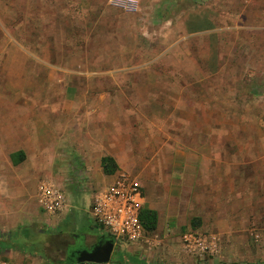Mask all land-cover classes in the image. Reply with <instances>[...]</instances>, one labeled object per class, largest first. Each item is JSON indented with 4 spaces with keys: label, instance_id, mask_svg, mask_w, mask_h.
I'll return each instance as SVG.
<instances>
[{
    "label": "rangeland",
    "instance_id": "rangeland-1",
    "mask_svg": "<svg viewBox=\"0 0 264 264\" xmlns=\"http://www.w3.org/2000/svg\"><path fill=\"white\" fill-rule=\"evenodd\" d=\"M235 1L240 5V0ZM223 2L226 0H0V119H17L0 121V174L3 179L26 178L27 192L20 195V207L28 219L25 226L0 231V236L9 242L7 249H28L30 256L21 264H65L67 247H82L84 238L92 240L97 231L88 210L84 212L89 190L77 194L73 189L76 209L68 227L61 215L48 216L29 202L33 186L37 190L42 180L64 187L71 169L63 159L62 163L48 162L52 157L34 153L14 165L9 156L12 147L7 134L21 130L26 118L38 117L36 112L42 106L56 112L68 86L142 87V102H154L156 108L150 112L157 114V133L151 135L149 125L146 130L142 127L147 150L225 148L232 154L227 180L213 179L209 189L220 197L224 192L228 197L241 195L245 182L235 152L253 148L264 155V29L202 30L203 18H216L211 10ZM221 18L234 25L237 17L223 13ZM246 22L252 21L248 18ZM47 144L44 149H51L53 155L54 142ZM144 158L148 166L170 160L166 154ZM152 170L146 172L151 181L155 167ZM249 185L253 187H245L243 196L253 192L264 198V183ZM195 225L180 231L181 243L187 232L218 236L199 231ZM10 234H20L23 239H10ZM255 238L250 234L246 240ZM161 239L158 233L146 230L143 241L116 250L128 262L122 264H137L133 259L146 258ZM9 254L4 246L0 248V262H13ZM213 256L217 255L203 258L210 262ZM118 257L112 254L109 263L121 264Z\"/></svg>",
    "mask_w": 264,
    "mask_h": 264
},
{
    "label": "crops",
    "instance_id": "crops-1",
    "mask_svg": "<svg viewBox=\"0 0 264 264\" xmlns=\"http://www.w3.org/2000/svg\"><path fill=\"white\" fill-rule=\"evenodd\" d=\"M237 2L239 1L226 0L220 7L211 10L217 14V17H204L201 29H206L205 32L208 33L214 30H226L231 26L235 29H264V0H240V5ZM223 13H234L237 17L236 23L226 24L224 22L226 18H221ZM248 18L251 19V24H247ZM30 61L28 56V63ZM64 94V100L58 104L56 112L50 113L42 106L41 112H36L38 117L26 118L21 130H12L6 136L8 144L12 147L9 156L14 165L24 162L29 155L37 153L40 156L47 154L49 159L52 157L53 160L48 162L57 160L56 163L58 161L62 163L60 160L63 159V163H67L70 167L71 173L63 185L70 199L68 211L61 215L64 226H69V217L72 210L76 209L73 189L77 194L81 193L78 191L82 189L89 190L84 212L87 213L88 210L90 213L94 192L110 186L119 174V170H125L140 177L137 180L143 187V210L156 213V227L151 231L162 237L156 243L161 244L155 251L149 252L146 258L142 257V260L134 258L135 263L264 264V239H262L264 198L253 192L250 197L243 196V193H246L245 187H253L249 185L250 183H264V155L262 158L253 148L236 151L237 160L240 159L236 164L240 173H243L242 180L245 182L243 192L240 193L241 195H231L232 197L226 196V192L222 197L216 196L210 191L208 184L214 182L213 179L226 182L227 167L232 164L229 162L231 151L221 147L214 150L206 148L167 150L152 147L153 149L148 151L144 141L142 142V127L146 130L149 125V133L151 135L157 133L154 127L157 114L154 112L155 115H152L150 112L156 108L153 106L154 102H142V87L88 84L68 86ZM71 95L74 99H67ZM38 109L40 110V107ZM5 120L17 121L14 117L0 119V121ZM208 138L209 135L206 139ZM47 142H54L55 146L52 145L54 156L51 149L48 150L50 153L44 149L46 145L48 146ZM153 154L158 157L166 154L170 160L169 162L158 160L155 165L153 163L148 166L144 157ZM104 157L113 159L118 167L117 172L105 173L102 164ZM212 157L215 159L213 160ZM45 167L48 168L47 165ZM154 167L155 172L151 181L146 172L150 168L154 170ZM33 173H36V170ZM142 173H145V176L143 175L145 186L142 184ZM26 182L23 175L3 179V175L0 174V231L8 232L22 225L25 226L28 222L22 214L24 208L20 207L23 199L20 195L25 196L27 192ZM32 192L33 194L28 197L29 202L41 209L36 200L35 186ZM14 199L18 200L15 202ZM57 219L59 221V218ZM193 224L199 231L214 232L220 237L219 252L217 256L209 259L210 262L205 261L206 257L199 258L187 253L178 238L181 230L187 228L190 230ZM95 226L98 228V225ZM97 228L96 234H104ZM250 234L256 237L251 242L246 240ZM20 236L22 237L20 234H10V239L21 238ZM7 243L9 242L0 236V248L4 246L5 250H8L9 258L14 260L11 263L21 264L27 259L26 256H30L28 249H7ZM114 244L112 254L116 253L117 257L119 256L121 264L128 263L116 249L118 246L129 247L133 244ZM20 251L24 252V255ZM143 252L147 253L146 250H142ZM37 263L41 264L33 261L29 264Z\"/></svg>",
    "mask_w": 264,
    "mask_h": 264
},
{
    "label": "built area",
    "instance_id": "built-area-1",
    "mask_svg": "<svg viewBox=\"0 0 264 264\" xmlns=\"http://www.w3.org/2000/svg\"><path fill=\"white\" fill-rule=\"evenodd\" d=\"M36 200L48 216H59L68 211L70 199L63 187L53 180L38 184ZM144 193L140 183L125 172L119 173L113 183L94 192L90 213L99 230L114 238L117 244H136L145 239L146 229L141 221ZM187 253L199 258L218 254V236L187 232L183 236ZM3 264H8L4 262ZM79 264H110L84 262Z\"/></svg>",
    "mask_w": 264,
    "mask_h": 264
},
{
    "label": "water",
    "instance_id": "water-1",
    "mask_svg": "<svg viewBox=\"0 0 264 264\" xmlns=\"http://www.w3.org/2000/svg\"><path fill=\"white\" fill-rule=\"evenodd\" d=\"M114 242L109 241L104 246H96L93 250H82L78 252L76 263L96 262L109 263L114 251Z\"/></svg>",
    "mask_w": 264,
    "mask_h": 264
},
{
    "label": "trees",
    "instance_id": "trees-1",
    "mask_svg": "<svg viewBox=\"0 0 264 264\" xmlns=\"http://www.w3.org/2000/svg\"><path fill=\"white\" fill-rule=\"evenodd\" d=\"M102 164H103L104 171L107 174H114L118 170L116 163L110 157H104L102 159ZM141 221L147 231L154 230L156 227V223H157V215L153 211L142 210ZM103 237L109 238L111 239L112 242H114V238L112 236L111 237L103 236ZM64 263L65 264H77L76 262H71V261H65Z\"/></svg>",
    "mask_w": 264,
    "mask_h": 264
},
{
    "label": "flooded vegetation",
    "instance_id": "flooded-vegetation-1",
    "mask_svg": "<svg viewBox=\"0 0 264 264\" xmlns=\"http://www.w3.org/2000/svg\"><path fill=\"white\" fill-rule=\"evenodd\" d=\"M76 234H74V237ZM103 236H109L106 234H95V238L92 240H88V238H84V244L82 247H74L73 249L69 250V246L66 249V256H65V261H71V262H76V259L78 257V252L82 250H93L96 246H104L107 242L111 241L109 238H104ZM111 237V236H110Z\"/></svg>",
    "mask_w": 264,
    "mask_h": 264
}]
</instances>
